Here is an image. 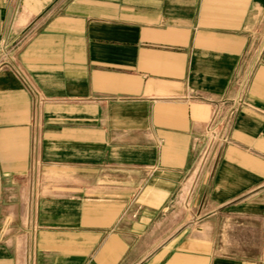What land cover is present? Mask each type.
<instances>
[{"label":"crops","instance_id":"obj_1","mask_svg":"<svg viewBox=\"0 0 264 264\" xmlns=\"http://www.w3.org/2000/svg\"><path fill=\"white\" fill-rule=\"evenodd\" d=\"M0 264H264V0H0Z\"/></svg>","mask_w":264,"mask_h":264},{"label":"built area","instance_id":"obj_2","mask_svg":"<svg viewBox=\"0 0 264 264\" xmlns=\"http://www.w3.org/2000/svg\"><path fill=\"white\" fill-rule=\"evenodd\" d=\"M226 102H221V105L225 106ZM243 102L240 100L237 102L238 106H241ZM234 110L228 111L226 114H222L219 108H216L211 116L210 122L206 127L208 133V144L211 145L214 142L225 143L228 139L229 121L234 115ZM218 133L221 135L218 136Z\"/></svg>","mask_w":264,"mask_h":264}]
</instances>
